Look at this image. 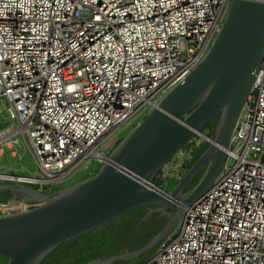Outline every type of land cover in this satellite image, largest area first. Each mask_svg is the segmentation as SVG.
<instances>
[{
	"label": "built area",
	"instance_id": "2783aa9c",
	"mask_svg": "<svg viewBox=\"0 0 264 264\" xmlns=\"http://www.w3.org/2000/svg\"><path fill=\"white\" fill-rule=\"evenodd\" d=\"M230 1L0 0V99L17 124L0 128V154L21 136L39 170L0 181L59 185L102 165L113 134L203 61ZM186 158L158 173L180 180ZM146 264H264V52L219 174Z\"/></svg>",
	"mask_w": 264,
	"mask_h": 264
},
{
	"label": "water",
	"instance_id": "95a60500",
	"mask_svg": "<svg viewBox=\"0 0 264 264\" xmlns=\"http://www.w3.org/2000/svg\"><path fill=\"white\" fill-rule=\"evenodd\" d=\"M263 52L264 0H231L203 61L123 137L94 176L58 187L53 194L0 181V192L22 196L0 198V258L6 264H39L62 244L141 208L166 218V225L142 249L116 260L136 258L168 238L185 208L200 199L219 174ZM216 116L207 149L176 186L167 194L149 188L184 144L205 137L206 126Z\"/></svg>",
	"mask_w": 264,
	"mask_h": 264
},
{
	"label": "rangeland",
	"instance_id": "374dc122",
	"mask_svg": "<svg viewBox=\"0 0 264 264\" xmlns=\"http://www.w3.org/2000/svg\"><path fill=\"white\" fill-rule=\"evenodd\" d=\"M6 107V103L0 99V128H4L3 125L7 123V126L16 127V122L8 119L5 112ZM146 114V110L139 111L127 124L123 125L113 134V138L121 141L123 137L146 116ZM211 127L212 126H209V128ZM209 134L210 130L205 128L204 135ZM18 138L20 140L21 146L19 148L14 147L8 152H4L3 156L0 157V173L13 176L39 177V170L30 150L22 141L21 136H18ZM198 142L200 144H197L194 147V144ZM204 143L207 142H205L203 138L195 137L184 144L181 150L184 152L185 157L188 158L185 159L181 177L184 176L187 167L191 162V159H193V151L197 152L199 148H201V144ZM10 151H14L16 156L12 157ZM100 167L101 164L96 161H90L87 164L83 163L68 177H66L59 185L55 184L34 187H36L38 191L43 192L44 194H52L57 191L58 187L63 188L94 176ZM178 180V177H175L171 180H164L162 175L158 173L155 175L152 183L156 187L170 192L176 186ZM25 186L32 187L30 185ZM11 195L12 193H10V197ZM2 199H6V196H4ZM148 212H145L144 209L134 211L125 216H122L117 220L110 222L108 225H104V227L99 230V237L97 238L98 240L91 243V252L93 253V256L95 258L83 264L94 262H105V264H146L147 262H149L153 257L156 246L136 258H132L127 261L116 260V258L118 257L124 256L126 254H132L142 249L152 239V237L166 225L167 221L165 218L159 216L158 214ZM179 229L180 223L177 224L172 233L178 231ZM84 236L89 237L91 235L86 234ZM75 242L76 244H80L79 239H77ZM4 263H6L4 258H0V264Z\"/></svg>",
	"mask_w": 264,
	"mask_h": 264
},
{
	"label": "trees",
	"instance_id": "16d2710c",
	"mask_svg": "<svg viewBox=\"0 0 264 264\" xmlns=\"http://www.w3.org/2000/svg\"><path fill=\"white\" fill-rule=\"evenodd\" d=\"M218 116H216L207 126L206 128L210 130V134L206 136H212L214 133V128L217 124ZM209 126H212L209 128ZM120 142V140H117L115 146ZM201 148L197 152L193 151V159H191V162L189 166L187 167L186 172L189 170V168L193 165V163L198 159V157L207 149L208 143L201 144ZM114 146V147H115ZM202 174V171L192 180L190 185L186 188V190L193 187V185L197 182L200 175ZM36 185H32V188L37 190ZM53 194V193H52ZM10 195H7L6 197H9ZM7 199V198H6ZM142 209H150V208H141ZM136 210V211H139ZM171 212V211H168ZM166 219V218H165ZM109 224V223H108ZM107 224V225H108ZM104 227V226H103ZM102 227V228H103ZM101 228V229H102ZM99 230H95L93 232H89L87 234H90L91 236L85 237L84 235L71 240L70 242H67L65 244H62L55 250H53L49 255H47L39 264H83L85 262H88L91 258H93V253L91 252V243L97 241L98 239V233ZM86 235V234H85ZM80 240V244H76V240ZM92 253V254H90ZM6 261V259H4ZM6 264V263H4Z\"/></svg>",
	"mask_w": 264,
	"mask_h": 264
},
{
	"label": "crops",
	"instance_id": "0c3cea01",
	"mask_svg": "<svg viewBox=\"0 0 264 264\" xmlns=\"http://www.w3.org/2000/svg\"><path fill=\"white\" fill-rule=\"evenodd\" d=\"M8 151H9L8 149L3 150L2 154H0V157L3 156V153H4V152H8ZM10 152H11V151H10ZM10 193H11V192H9V191H2V192H0V196H1V198H3L4 196L10 195Z\"/></svg>",
	"mask_w": 264,
	"mask_h": 264
},
{
	"label": "flooded vegetation",
	"instance_id": "af4514ba",
	"mask_svg": "<svg viewBox=\"0 0 264 264\" xmlns=\"http://www.w3.org/2000/svg\"><path fill=\"white\" fill-rule=\"evenodd\" d=\"M187 190H188V189H187ZM187 190H186V191H187ZM42 193H43V192H42ZM13 197H14V198H20L21 195H20L19 193H15L14 195H11V197L9 196V197H6V198H9V199H10V198H13ZM144 210H145V212H148L150 209H144ZM94 258H95V257L93 256V258H91L90 260H93ZM90 260H89V261H90Z\"/></svg>",
	"mask_w": 264,
	"mask_h": 264
}]
</instances>
